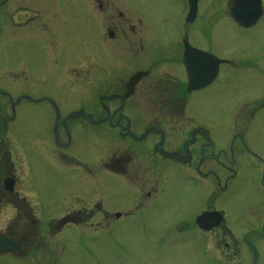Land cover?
<instances>
[{"label":"flooded vegetation","instance_id":"1","mask_svg":"<svg viewBox=\"0 0 264 264\" xmlns=\"http://www.w3.org/2000/svg\"><path fill=\"white\" fill-rule=\"evenodd\" d=\"M96 2L98 6L97 9L94 8V11L102 14L103 39H106L103 41L107 43L106 56L100 61V65L97 41L86 42L85 48L90 49L91 65L101 66L106 63L108 77L100 81L101 86L98 89V78L91 73V81H95L92 86V111L87 113L86 117L82 116L84 119L80 122L84 124V127L79 128V131H85L86 124L88 127L96 126L99 121L104 120L111 132H117L128 141V146L125 149L116 150L115 152L119 153L109 155L106 160V171L111 174L108 177L111 184L106 187L104 199L99 201L97 170L81 161L86 163L82 165L85 190L83 195L85 196L77 195L68 198L70 203L65 211H152L151 213L158 215H175L170 224L172 232L184 241H190L184 235L195 232L193 242L201 246L211 241L213 246L218 248L220 259L224 264H239L243 249L246 251L248 249L250 253L253 247L257 249L258 256L261 257L260 253L264 248V209L233 211V215L230 216V211L209 206L205 193L201 197L202 201L185 208L174 207L171 197L191 184L197 191L205 192L204 190L209 189L210 186L213 190L226 191L230 183L240 177L242 162L250 166L255 181L263 184L264 150H261L257 144L249 142V125L252 123L256 125L259 109H264V89L260 96L255 97L252 92L255 76L264 70L252 65H242L236 59L228 58L229 63L218 65L214 81L200 90L188 91V74L184 65L186 42L216 55L219 59H226L223 53H217L206 45H196L190 31L181 32L178 37L174 33L163 38L159 33H150L145 20L149 22L156 20L157 16H147V14H153L152 12L146 11V14L127 17L116 10L114 0H96ZM36 3L38 4L37 1ZM36 3L29 2L24 17L18 16L19 8L16 7L9 12L10 15L6 19L12 21L15 26L24 27L29 31L30 46L33 51L40 47L42 52L50 54L52 51L55 54L61 42L59 34L55 31L59 32L62 12L58 5L44 3L39 7ZM0 13L7 12L0 9ZM17 19L20 24L17 23ZM89 20H91L90 16ZM260 21L261 18L254 27L249 29L258 26ZM95 25L96 23L86 22L84 30L92 32L96 28ZM249 29H243L244 33L250 32ZM81 40L77 41L76 54L81 50ZM118 60L128 64L126 72L122 70V64L117 63ZM194 61L192 57L189 58L188 63L193 64ZM139 71L144 72L142 78L134 85L130 96L123 98L128 92V80ZM119 72H122L121 77L118 76ZM237 72L238 76L233 77ZM197 76L198 74L193 75L195 78ZM104 82L105 85H103ZM245 82H248V85ZM240 86L242 89L251 88V94H240ZM237 87L238 90H236ZM36 88L34 86L28 89L30 95L45 99L46 95H43L41 89ZM103 88H109V91L101 92ZM214 88H217L214 97L220 101V104L226 94H231L233 99L240 101V107L237 109L232 107L230 112L219 116L217 127L209 123H206V127L197 122L203 113L193 111V101L203 102L200 96L204 99L205 93ZM23 95H19L16 99ZM34 103L28 102L31 105L51 107L49 102V106L47 102ZM21 105L22 103L19 102L13 110H17ZM51 113L55 119L57 113L53 111ZM72 113L60 112L62 129L59 130L57 142L52 137L55 149L48 152L52 160L58 164L74 162L77 169H80L76 155L72 153L68 155L65 151L75 142L73 128L77 123L70 121L71 118L66 121ZM14 119L15 116L11 120ZM225 121L229 122V127L226 126ZM8 123L6 120V125ZM151 129L164 132L152 131L143 140L138 139ZM17 133L14 129H0V211L8 208L14 213L10 221L13 225L5 227L4 230L0 229V235L21 243L23 248L32 236L31 227H27L23 222L17 224L14 221L17 217H32L35 208L31 201H28V193L25 191L27 182H21L19 168H16L14 164L13 148L16 147L15 150H17L18 146L23 148L25 145L18 139ZM62 136L65 137V141ZM38 146L41 144L32 145L34 148ZM161 150L174 155L164 156ZM22 152V158H25L26 149ZM15 157L19 159V154ZM21 171L23 172V169ZM113 174L120 179L117 182L122 184L119 206L125 209L114 210L110 207L114 205L111 197L114 192L112 186L116 183L113 181ZM199 177L207 182L204 190L200 187ZM8 178L13 179L11 190L6 186ZM176 182L180 184H175ZM131 183H140L141 186L133 188ZM86 204H91L92 207L87 208ZM207 212L214 213L209 216L210 218L199 221L198 218ZM77 214L62 221H56V229H60L69 221L76 222L81 216ZM132 215V213L128 214L129 217ZM31 222L35 221L31 220ZM46 227L49 231V222ZM236 227L239 228L238 233ZM4 259L19 260L24 259V256L0 255V260Z\"/></svg>","mask_w":264,"mask_h":264},{"label":"rangeland","instance_id":"2","mask_svg":"<svg viewBox=\"0 0 264 264\" xmlns=\"http://www.w3.org/2000/svg\"><path fill=\"white\" fill-rule=\"evenodd\" d=\"M31 1H35V3L37 1L36 5L39 7L45 2H57L61 12H64L60 14L62 17L59 32L55 31L61 40L55 54L52 51L50 54L42 52L40 47L33 51L30 46L29 31L24 27H20L16 32V43L14 38L11 41L13 27L10 25L12 24L8 22L9 26L7 27V23L2 20H5L10 15L9 12L14 10L17 5L18 16L24 17V12L28 9ZM114 1L116 10L124 13L127 17L137 16L139 12L141 14H146V11L152 12L153 14H147V16H157V21L149 25H156L161 36L165 33L171 35L175 33L178 37L183 30L180 22L183 8L178 0ZM227 2L228 0L199 1V9L191 23L193 27L190 33H192V38L196 37L200 40L193 38V42L196 45H206L217 53L225 54L226 59L235 57L241 64L252 65L264 70V19L256 28L244 33L245 31L240 30L227 17L225 11ZM141 5H143L142 8H140ZM97 6L96 0H10L5 9L7 13H0L2 16L0 25L3 32L0 37L2 39L0 42V88L14 94L17 92L29 93L28 89L38 85L37 89L56 97L61 102L63 110L81 105L91 106L93 104L92 86L95 84V81H91V73L98 78V89L101 86L100 81L108 77L106 76L108 74L106 63L99 66L100 61L106 56L105 46L107 43H104L106 39H103L102 14L99 11H94ZM89 16L91 20H89ZM17 22H19L18 19ZM86 22L96 23V28L92 32L91 30L85 31ZM78 39H82L83 47L86 42L97 41L99 65H91L90 59L84 62L85 51L89 53V48L83 50L79 57L80 61L77 60L75 49ZM67 42L70 44L67 45ZM63 49L65 52L61 53ZM14 51L17 56L16 63L13 59ZM87 58H90V54ZM13 63L15 65L11 66ZM117 63H121L122 70L126 72L128 64L122 60H118ZM121 73L119 72V77H121ZM237 76L238 72L233 77ZM245 84L248 85V82ZM241 86L240 94H251V88L242 89ZM238 89L237 87L236 90ZM263 89L264 71L255 76L252 92L255 97L256 95L260 96ZM103 91L108 92L109 88H103L101 92ZM216 92L217 88L211 89L205 93L204 99L200 96L203 102L193 101V111L203 113L199 116L202 123L205 125L209 123L213 127H217L219 116L232 110L233 100L231 94H226L220 104V101L214 97ZM41 106L23 104L19 109L18 120L13 124V129L18 132V139L25 144L22 149L27 151L25 177L24 160L21 161L23 159L22 149L19 146L17 150H15L16 147H12L14 164L16 168H19L18 174L21 182L26 183L27 180L25 191L28 193L27 197L32 199L28 198V201H31L35 208L32 217H17L14 221L17 224L23 222L27 227H31L32 236L29 237L28 244L21 254L24 256L22 260L26 261V264H207L201 255L200 247L184 240H175L172 236L168 239L164 237V235L168 237L166 232L169 231V226L176 217L175 215H159L157 218L155 216L153 220L147 215L139 220L138 214H141V211H122L121 208H125L119 205H121L123 188L118 182L112 186L114 192L111 197L114 205L111 207L114 210H121L122 218H115L104 211H77L81 215L80 224L77 226L64 225L60 229H56V221L65 218L69 213H76V211H65L70 203L66 197L85 196L83 195L85 190L82 179L84 173L77 169L73 162L58 164L52 160L48 151L53 149L50 132L53 116L49 107ZM76 120L80 121V119ZM76 120L75 122H77ZM225 123L228 125L229 122L225 121ZM79 125L80 122L73 128L75 129L73 133L75 144L65 151H71L78 158L89 163L91 167L95 168V164H99V167L101 165L97 173L102 172L106 176L107 174L102 170L106 171L107 153L109 155L119 153L115 151L125 149L120 145L126 143L116 139L109 144V136L113 132L106 133L101 129H89L86 125L85 133H83L77 131ZM62 138L65 141V137L62 136ZM249 142L257 144L261 150H264V109H259L256 125L252 126ZM33 144H41V146L34 148ZM16 153L19 154V159L15 157ZM20 168L23 169V172ZM240 171L241 174L249 175L244 178V180L249 178V181H241L236 190L215 198V204L225 207L230 211V216L233 215V211H241V208H245L246 205L256 204V200L260 198L257 196V192L262 193L261 189L256 186L250 166L242 162ZM105 176L101 175L100 180L107 183L106 185H110V180ZM175 184H180V182ZM191 185L185 187L183 191L173 194L171 199L174 207H187L188 204L191 207L202 201L203 194L199 195L197 189ZM131 186L135 188L141 184L131 183ZM30 192L32 195L29 196ZM98 197V201L104 199L100 194ZM86 206L87 208L92 207L91 204H86ZM129 213H132L133 216L129 217ZM13 216L14 213L11 209L6 208L0 211L1 230L13 225L10 222ZM31 220L35 222L32 223ZM47 221L50 223L49 231H46ZM113 225L114 228L108 229ZM238 231L239 228L236 227V232L238 233ZM0 264L12 263L8 259H4L0 260Z\"/></svg>","mask_w":264,"mask_h":264},{"label":"water","instance_id":"3","mask_svg":"<svg viewBox=\"0 0 264 264\" xmlns=\"http://www.w3.org/2000/svg\"><path fill=\"white\" fill-rule=\"evenodd\" d=\"M240 1L244 2L245 0H236L235 2H232V4L236 5ZM232 14L236 15L235 12H233ZM11 248L12 247L8 243H6L4 240L0 239V250L1 251L7 250V249L11 250Z\"/></svg>","mask_w":264,"mask_h":264}]
</instances>
